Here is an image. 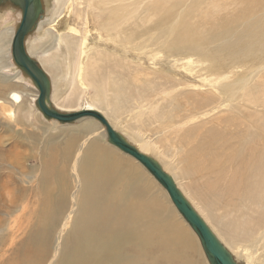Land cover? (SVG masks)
<instances>
[{
	"label": "bare ground",
	"instance_id": "1",
	"mask_svg": "<svg viewBox=\"0 0 264 264\" xmlns=\"http://www.w3.org/2000/svg\"><path fill=\"white\" fill-rule=\"evenodd\" d=\"M5 1L7 0H2ZM166 1L92 0L89 2L92 9L99 10L94 19L96 28L99 33H104L106 40L114 46L113 50L107 53L104 45L94 42L87 44L89 35L80 34L74 26H65L66 32L63 34L48 28L52 42H47L48 46L51 45L48 47L49 51L46 46L45 51L42 50L41 64L53 72V78L63 79L64 61L59 57L58 50L64 42L67 61L71 67L68 73L72 70L70 81L74 83L75 89L84 94L89 87L101 86L102 78L105 75L110 76L105 67H116L112 54H117L118 46L124 54L132 51L133 43L128 33L131 34L132 17L139 12L134 7L142 11L153 8L152 12L161 14L162 18L169 13L160 7L161 4L165 7ZM69 2L71 0H54L53 19L58 18L63 8L70 6ZM174 12L172 9V15ZM216 15L208 16L214 18ZM229 15H225L222 22L231 25L235 19L231 21ZM153 16L154 14L151 15V21ZM42 18L43 15L36 26ZM161 18L151 26L157 29ZM180 19L179 12H175L170 24L161 25L156 38L149 34L140 41L142 48L137 55L138 61L147 56L145 52L149 48V42L155 39L152 43L154 49H150L152 53L145 61L149 64L148 69L153 72H159L163 68L161 72L167 80L163 81L166 85L164 88L161 89L159 85L155 90L154 81H145V85L151 87L154 93L149 95L148 92L137 103L138 110L134 116L135 119L146 118L148 121L159 122L164 135L155 143L147 140L143 131L139 130L141 134L136 130L140 145L134 146L147 155L150 151L155 152L165 161V165H161L158 158H152L165 173L170 175L169 171H173L185 180V187L189 191L191 189V197H194L200 209L196 207L199 205L194 206L193 201L173 181L221 244L222 235L220 237L202 215L206 209L212 217L219 219L226 236L234 238L232 247L239 249L245 243V253L239 252L245 255L246 264L256 261L264 264V80H257L259 72L264 71V61L259 67L249 69L241 75L239 69H244L240 65L231 66L228 70L217 61L208 63L210 53L207 45L202 42V37L181 38L191 29L189 24ZM88 22L89 17L83 21L84 24ZM195 24H204L203 17L197 18ZM222 29L213 26L217 33ZM4 42L5 36L0 35V46H5ZM198 48L200 51L196 52ZM79 56L83 59L81 62L78 61ZM37 64L41 68L38 62ZM5 66L6 63L0 70ZM153 72L151 73L154 74ZM140 73L144 74L142 71L137 74ZM154 75V79L161 77ZM17 79L22 80L21 76L9 78L0 73V101L10 104L11 107H20L18 104L24 99L20 91L13 89V82H18ZM108 86L112 92L118 89L114 82L107 83L106 88ZM168 88L172 89L167 91ZM174 91L180 97L189 98L187 102L186 99L183 101L192 105L180 108L174 104L172 108L165 110L159 102L165 100L177 103V96H171ZM160 94L162 98L158 101ZM96 99L89 98L87 106L79 107L78 110L93 109L100 112L95 103ZM0 108H4L3 105ZM7 111L10 115L15 114L12 108ZM100 113L115 129L105 115L109 112ZM92 120L94 118L90 116L80 117L72 122H80L75 126L79 129L67 128L62 131L67 138L62 144L65 158L63 166L48 171L53 159L46 160L47 169L38 179L37 186L44 191L41 198H37V203L43 205L47 197L43 214L49 215V218H41V213L38 212V218L35 221L26 218V224L19 217L9 219L8 235L12 236L15 232L22 234L27 246L31 248L24 264H203L200 258L196 259L197 250L193 237L178 218L173 216L172 210L153 182L138 166L118 155L112 148L96 139V136L84 135L97 128ZM204 126L206 128L202 130ZM76 136H87L80 150L79 138L75 139ZM104 137L107 140L105 129ZM16 152L10 149V153ZM73 157L75 159L72 163ZM167 157L170 159L167 160ZM70 163L75 172L72 186L75 189L68 198L66 191L71 182L70 178L67 179V170ZM6 183V180H2L3 188L7 187ZM59 184H63V187ZM13 191L8 190L11 204L17 203L18 199ZM24 210L25 206L23 214ZM205 215L209 218L207 213ZM51 251L53 254L48 260ZM22 254L23 251L16 248V252L9 255L14 260L13 264H17V259ZM4 262L5 259H2L0 264Z\"/></svg>",
	"mask_w": 264,
	"mask_h": 264
},
{
	"label": "rangeland",
	"instance_id": "2",
	"mask_svg": "<svg viewBox=\"0 0 264 264\" xmlns=\"http://www.w3.org/2000/svg\"><path fill=\"white\" fill-rule=\"evenodd\" d=\"M91 1L92 0H71V2H69L70 6L63 8L58 18L53 19L54 0H41V5L44 9L42 13L43 18L41 19V22H39L38 25L26 35L25 48L28 54L31 55L33 59L37 60L43 71L46 73L47 77L50 78L49 104L52 108L63 113L73 112L78 110L79 107L87 106L89 103V98H97L95 103L99 107L98 109L100 112H109L105 113L108 120L120 134H123L124 137L129 140V143L132 145H140L137 140L138 134L136 130L143 131V136L145 135L147 140L154 141L155 143L164 135V130L159 126V122L148 121L146 118L145 120L144 118L135 119L136 117L134 116V113H136L138 110L136 105L140 100H143L144 95H146L148 92L149 95L154 93V90L158 88L159 85L161 89L166 86L163 81L167 80V78L162 74L163 72H161L163 68H161L159 72H153L152 70L148 69L149 64L147 61H145L152 53L150 49H154V45L152 43L155 41V39L149 42V48L145 52L147 56L141 57L142 60L138 61L137 55L141 52L142 48L140 41L146 38L149 34H153L156 38L161 25L166 26L170 24L172 21L171 17L175 14V12H179L181 15L180 20L189 24V28L191 29L190 32L184 33L181 38H194L195 36L198 39L199 37L203 38L202 42L207 45L210 53V58L207 60L208 63H214L217 61L218 63L224 65V69L228 70H230L231 66L236 67L237 65H240L244 69V71L239 69L240 75L249 69L259 67L260 64H263L264 0H167L165 7H163L162 4L160 5L161 8L169 11L167 16H163L162 18L161 14L152 12L153 8H151L149 11H142L139 8L134 7V9H138L139 12L138 15H134L132 17L131 34L128 33V36L131 35L130 41L133 43L132 51H130L128 54H124L121 52L118 46L117 54L111 53L116 60V67H105V71L109 72L110 76L105 75L104 78H102L101 86L96 88L89 87L86 93L82 94L80 91L75 89V85H73L74 83L70 81L72 70L71 73H68L71 67L67 61L68 54L66 52V44L64 42H62L58 50L59 57L65 62H63V69L65 67L63 70L65 77L63 76V79H59L58 77L56 79L53 78V72L49 69H46V65L41 64V58L43 53L42 50L45 51L46 49H44V47L46 46L48 48L51 46H48L49 44H47V42H52L48 28H52L54 31L57 30L63 34V32H66L65 26L68 25L74 26L76 29H78L80 34L89 35V38L86 41L87 44H92L94 42L104 45L107 47V53H110L109 51L113 50L114 46L106 40L104 33H99L96 28V22L94 19L99 10L98 8L92 9L91 4H89ZM172 9L175 10L173 15ZM20 11L21 10L19 7L15 6L11 1L0 3V35L5 36L4 43L5 46L7 45L6 47L0 46V67L3 66L4 63L7 64V66L0 70V73L6 75L9 78L16 75L19 77L21 76L22 80L17 79L18 82H13L15 83L13 85V89L20 91L21 94L24 95L23 101L18 104L20 107H16L14 105L11 107L10 104L6 102L2 103L0 101V105H3L4 107L0 108V140L2 141H0V202L2 203H0V218H2V221L5 220L3 223L2 221L0 222V261L5 259L4 264H13L14 260L10 258L9 255L15 253L16 248L23 251V254L17 259V264H24L25 259L30 255L31 248L30 246H27L26 239L22 238V234L19 235L18 232H15L12 236L8 235L7 230L10 226L9 219L19 217L22 218V223L26 224L28 222L26 218L35 221V218H38V212L41 213V218H49V215L43 214V208L47 201V197L43 202V205L40 202L37 203V198H41V195L44 191L43 188L37 187L38 179L47 169V159H53V162H51L48 166V171H52L63 166L65 158L62 153V144L67 138L62 131L67 128L79 129V127L77 128L75 126H78L80 123L77 122L73 124L72 122L61 123L59 121H53V119L44 117L42 113L36 108L35 100L37 96V89L34 86L32 80L22 70L20 71L19 67L15 65L13 59L11 58V39L13 36L12 34H14L13 32H15L20 21ZM152 14H154V16L151 21L150 18ZM210 14L217 15L212 18L208 16ZM225 15H229V19L231 21L235 19V22L231 25L225 21L222 22V19L225 17ZM201 16L203 17L204 24L196 26L195 20ZM87 17H89V22L84 24L83 21ZM160 18L161 21L158 24V28L155 29V27H152L151 25L153 22L159 21ZM204 18L206 20H204ZM242 21H244V24ZM215 25L221 29L223 26L221 32L217 33L213 30V26ZM220 40H222V42H220ZM38 41L41 42L38 43ZM42 42H45V44L43 43V45ZM37 46H39V48ZM49 49L50 48L46 50L49 51ZM199 51L200 50L198 48L196 52ZM114 58L111 57L112 60H114ZM82 60V57L79 56L78 61L81 62ZM141 62L143 64H141ZM48 71L52 72L51 75ZM138 71H142L144 74H137L139 73ZM151 72L161 77L154 79L155 75ZM257 80H264V71L259 72ZM140 81H142V83H140ZM145 81H154V84L152 83L154 88L153 91L151 87L145 85V83H147ZM113 82L116 83L118 88L116 92L109 90L111 89L109 86V88H106L107 83L113 84ZM258 86L260 85H257V87ZM171 89L172 88H168L167 91H170ZM257 91L258 88L256 89V92ZM172 95L177 96L179 99L177 103L176 101H170L169 103V101L165 100L164 102H159L165 110L172 108L174 104H177L180 108L186 107L189 104L190 105L188 107L192 105V103H186L189 98H184L182 96L181 98L175 91L171 94V96ZM161 98L162 96L160 94L158 101L161 100ZM11 108L15 113L14 115H10L9 111H7V109ZM92 123L93 125H96L97 128L93 132L84 135L96 136V139H99L106 146L112 148L113 151H115L118 155L128 159L131 161V163L135 164L141 169V171L161 192L166 203L168 204V207L172 210L174 214L173 216L178 218V221H180L181 225L186 229L191 237H193L194 243L196 244H194V246L197 250L196 259L200 258L203 264H208L198 237L194 234L189 225L175 209L163 187L138 161L112 146L107 142V140H105L104 129L102 130L103 127L99 122L94 119L92 120ZM204 128H206V126H204L202 130H204ZM87 136H76L75 139L79 138V150ZM10 149H14L17 152L15 154L10 153ZM7 153L10 154V157ZM148 155L154 159L158 158V162L161 165H165V161L158 157L155 152L150 151ZM168 158L170 159V157H167V160ZM74 159L75 158L73 157V160L71 161L72 163L74 162ZM72 163L69 164L67 170V179L70 178L69 182H71L70 187L66 191L68 198L70 193L75 189L72 187L74 184L73 179L75 173L74 169L72 168ZM169 172L173 180H175L177 186L181 188L182 192L193 201L194 206L199 205L197 201H194V197H191V189L189 191V188L185 187L187 186L185 184V180L182 179L181 176H177L173 171ZM31 177L32 179H30ZM2 180L7 181V187H2ZM53 181L54 180H52V183ZM59 186H61V184H59ZM61 187H63V184ZM8 190H14L13 192L16 196H18L19 199H17V203L11 204L9 202ZM59 190H61V188ZM24 206L25 213L23 214ZM196 207L200 209V205ZM203 212L207 213L209 218L206 217L205 213H202V215L211 225V227L218 233L220 237L222 235V244L225 246L227 251H229L232 258L235 259L239 264H246L247 259L245 255L242 254L244 252L243 247L245 243L239 247V249L232 247L234 238L226 236L225 228L221 225L219 219L212 217L207 209ZM19 218H17V221H19ZM52 254L53 251L50 252L48 260L52 257ZM259 261H261V259H259ZM249 264L258 263L256 261V263L250 262Z\"/></svg>",
	"mask_w": 264,
	"mask_h": 264
},
{
	"label": "water",
	"instance_id": "3",
	"mask_svg": "<svg viewBox=\"0 0 264 264\" xmlns=\"http://www.w3.org/2000/svg\"><path fill=\"white\" fill-rule=\"evenodd\" d=\"M7 1H11L21 10L20 21L11 39V55L15 65L32 80L36 87L37 96L35 105L42 115L61 123H71L83 116H90L97 120L105 129L107 141L141 163L167 192L172 204L198 237L209 264H239L233 260L231 254L217 240L204 220L197 214L195 209L177 188L171 176L165 173L159 163L151 156L140 152L134 145L130 144L109 124L107 119L100 112L93 109H81L74 112L63 113L50 106V81L45 72L28 54L25 48L26 35L36 27L37 21L43 13L41 1ZM0 2L2 3V0H0Z\"/></svg>",
	"mask_w": 264,
	"mask_h": 264
}]
</instances>
